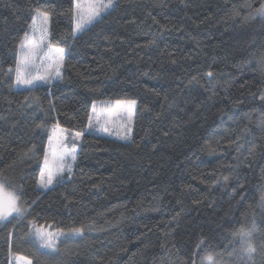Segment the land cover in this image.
Wrapping results in <instances>:
<instances>
[{"label": "trees", "instance_id": "16d2710c", "mask_svg": "<svg viewBox=\"0 0 264 264\" xmlns=\"http://www.w3.org/2000/svg\"><path fill=\"white\" fill-rule=\"evenodd\" d=\"M262 8L117 0L76 34L74 0H0V179L24 205L0 222V264H264ZM38 11L62 77L17 88ZM116 99L137 102L129 141L86 131L94 103ZM53 123L85 132L70 178L42 190ZM253 224L249 257L234 234ZM34 226L63 233L54 249Z\"/></svg>", "mask_w": 264, "mask_h": 264}, {"label": "rangeland", "instance_id": "374dc122", "mask_svg": "<svg viewBox=\"0 0 264 264\" xmlns=\"http://www.w3.org/2000/svg\"><path fill=\"white\" fill-rule=\"evenodd\" d=\"M117 0H115L116 3ZM87 0H80L81 4H85ZM77 5V0H74V11ZM44 12V11H41ZM107 12V11H106ZM105 13V12H104ZM102 13L101 16L104 14ZM37 14V13H36ZM36 19V16L35 18ZM33 19V20H34ZM99 19V18H98ZM97 19V20H98ZM76 22V18H74ZM49 26H50V17L49 22L46 26H41L39 23L37 24V27L35 31L33 30V21L31 25L29 26L28 31L24 35L22 42L28 44L35 45V47L32 49V51L29 53L31 56L32 63L36 66L37 72L36 75H44L45 69L48 70V82L45 83L44 81H36L35 86L41 85V84H48L52 81L58 80L60 76L62 77V70H63V57L65 54V49L63 47L54 46L51 44L49 40ZM75 26V25H74ZM81 32H76V34H80ZM27 36V40H25V37ZM20 43V45H21ZM19 45V51H18V61L20 60L23 50L20 48ZM57 49H63L62 54V61H61V54L57 52ZM17 61V63H18ZM17 68V66H16ZM16 70V69H15ZM57 70L59 71V76H56ZM14 77H15V86L17 88H26L24 85H18L16 83V71H14ZM133 99H116V100H103V101H97L94 103L93 106H95L96 111L93 112L91 110V121L93 127L91 129L86 128L87 132H93L100 135H106L110 136L112 138H116L123 141H129L132 139L133 135V129H134V122H135V116L137 111V102L135 103L134 107L129 108L127 104H122L118 108L116 106L117 101H132ZM93 109V107H92ZM99 121V123H97ZM89 124V123H88ZM59 124L53 123L49 130V138L47 143V150L46 154H48L49 159H53V154H55V161L54 165L62 168L63 170L56 176V178L53 180V183L49 185L48 187L41 186V181L39 178V184L38 187L42 190H45L46 188H49L50 186H53L55 183L59 181H64L70 178L71 172L73 170L78 149L80 147V144L82 142V137L74 138V133L81 132V131H75V130H69L61 125H59V128L65 129L66 131L64 133H60L59 129L56 130V134L53 135V129ZM108 127L110 129V132L113 134L106 133L100 129L101 126ZM120 131L122 136H126L127 138L122 139L120 136L115 135L114 133ZM85 132V131H84ZM84 132H81L84 134ZM75 149L74 152L72 150ZM63 155V159H60V155ZM68 153H71L75 156V160L73 161L71 159V155H68ZM71 169V171H68V169ZM45 163L43 161L42 164V171H45ZM41 175V173H40ZM0 183H3L5 186L6 191L14 192L18 196V206L22 209V212L24 210V205L20 199L18 191L7 185L2 179H0ZM17 213H13L11 216H9L6 220H0V222L7 221L12 219L13 217L17 216ZM45 230L46 232L53 233L54 235V244L56 247L57 241L62 236L61 231H55L53 229H49L48 227H37ZM36 243L39 244L37 240H35ZM19 257H26L28 260L31 261V259L23 254L18 253H12L10 260L11 264H25L24 261H21ZM32 264V262H31Z\"/></svg>", "mask_w": 264, "mask_h": 264}, {"label": "snow or ice", "instance_id": "6c2138e0", "mask_svg": "<svg viewBox=\"0 0 264 264\" xmlns=\"http://www.w3.org/2000/svg\"><path fill=\"white\" fill-rule=\"evenodd\" d=\"M115 4V0H87L85 4H81L80 0H77V5L74 11V15L76 18L74 31L75 32H83L85 31L89 26H91L93 23L97 21L98 18L101 17V14L110 10ZM261 15H264V8L260 10ZM50 14L48 12H41L38 11L36 14V19L33 20V30L35 31L37 24L41 26H46L49 22ZM25 40H27V36L25 37ZM35 47V45H32L30 43L26 44L24 42L21 43L20 48L23 50L22 56L20 60L17 63L16 68V83L18 85H24L26 87L32 88L35 86L36 81H44L45 83L48 82V70L45 69L44 75H36L35 73L38 71L36 66L32 63L30 52ZM57 52L61 54V61H62V54L63 49H57ZM209 76H211V73H208ZM56 76H59V71L57 70ZM135 101H117L116 106L117 108L122 104H127L129 108L134 107ZM93 112L96 111L95 106H93L92 109ZM99 123V121H97ZM93 127L91 117H89V124L88 128L91 129ZM59 129V132L62 134L66 130L59 128V125H57L53 129V135L56 134V130ZM106 133L113 134L110 132V129L105 126H101L100 129ZM117 136H120V138L125 139L126 136H122L120 131H117L114 133ZM83 135L81 132L74 133V138H79ZM75 149L72 150L74 152ZM63 153L60 155V159H63ZM68 155H71V159L74 161L75 156L71 153H68ZM56 157L55 154H53V159L50 160L48 154H45L44 156V163H45V171L41 172L40 175V181L41 186L48 187L53 183V180L56 178V176L63 170L62 168L55 166L54 161ZM68 171H71L70 167ZM18 196L14 192L6 191L5 186L3 183H0V220H6L9 216H11L13 213H17L20 215L22 213V209L18 206ZM256 230V225H252V229L246 231L245 229L241 228L237 233L234 235H237L242 240V251L245 252L249 257H251V254L255 251L254 247L252 246L250 242V237L252 231ZM72 234H81L83 229L82 228H76L72 229ZM35 240L39 242V245L41 248L46 249H54V235L53 233L46 232L45 230L41 228H35L34 226V232L32 233ZM21 261H24L25 264H31V261L28 260L26 257H19ZM206 260L212 261L213 257L211 255H208L205 257Z\"/></svg>", "mask_w": 264, "mask_h": 264}]
</instances>
